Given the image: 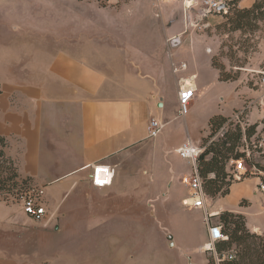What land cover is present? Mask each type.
Listing matches in <instances>:
<instances>
[{
  "label": "crops",
  "instance_id": "crops-1",
  "mask_svg": "<svg viewBox=\"0 0 264 264\" xmlns=\"http://www.w3.org/2000/svg\"><path fill=\"white\" fill-rule=\"evenodd\" d=\"M78 1L90 5L78 14L85 23L74 21L55 31L51 44L43 49L48 56L38 58L41 65L35 72L16 74L10 64L0 70V135L8 142L7 154L20 176L44 190L47 210L46 217L36 221L20 205L0 199V264H102L77 252L74 227L90 218L76 216L82 205L72 201L70 194L83 177L92 185L95 166L113 168L116 178L125 154L136 146L153 145L155 153L160 135L149 137L150 118H159L165 128L181 120L164 112L169 87L176 92L178 111L180 91L194 87L193 111L203 103L206 84L227 83L221 80L213 57L205 54L203 43L183 39L189 25L186 18L194 16L188 6L193 0H159L174 4L172 11L181 10L182 26L177 28L172 13L166 16L173 24L161 27L155 23L156 14L142 7V15L150 21L126 27L136 31V40H118L124 25L98 18L120 0H108V8L99 0ZM160 31L164 36L158 40ZM215 115L230 116L208 114V126ZM187 120L184 117L187 136L177 152L187 139L194 141ZM261 182L260 175L236 181L227 196L213 202L219 214L245 216L248 229L264 237ZM254 203L259 209L252 212ZM204 230L208 238L205 224ZM196 264L205 263L197 260Z\"/></svg>",
  "mask_w": 264,
  "mask_h": 264
},
{
  "label": "rangeland",
  "instance_id": "rangeland-1",
  "mask_svg": "<svg viewBox=\"0 0 264 264\" xmlns=\"http://www.w3.org/2000/svg\"><path fill=\"white\" fill-rule=\"evenodd\" d=\"M107 1L99 0V4L108 8ZM230 1L222 0L221 14L218 11L207 17L200 15L202 0H193L194 8L192 2L188 4L194 16L186 18L191 27L188 25L183 39L201 41L205 54L213 57L215 65L223 70L227 83L206 84L203 103L193 111L191 107L186 120L191 126L189 134L203 146L217 141L228 130L235 131L236 125L245 133L246 129L257 124L255 135L244 138L239 147L249 170L241 180L260 175L264 182V88L260 85L264 75V24L256 30H233L226 16L230 8L234 10L238 6L235 8ZM253 3V0H241L239 8H249L248 5L251 7ZM88 6L78 0H0V70L3 72L10 64L16 74L35 72L41 65L38 58L48 56L43 49L51 44L55 31L74 21L76 24L85 23L78 14ZM173 6L159 0H120L118 4L105 8L106 12L99 14L98 18L110 25H124L125 30L118 32L123 38L120 36L118 40H136V31L129 32L126 27L150 21L148 15H142L145 14L142 7H149L156 14L158 26L173 24L166 16L170 12L175 20L173 27H181V10L175 8L172 11ZM139 36L142 38L143 32ZM162 36L164 31L157 32L158 40ZM201 69L204 71L203 67ZM207 78L208 74L204 81ZM176 106V92L169 87L164 112L181 120L160 134L155 153L153 145L136 146L125 154L116 170L113 186L95 189L83 177L77 191L70 194L72 201L82 205L76 216L90 218L74 227L77 252L88 261L102 264H196L201 260L205 264H216L202 251L207 241L204 212L189 210L185 204L188 188L182 182V174L191 173V169L177 152L187 135L184 117L179 116ZM214 112L230 114V121L211 137L206 116ZM236 114H240L239 121L235 119ZM234 168L235 161L232 160L228 164L232 176ZM27 190L25 185L11 188V192L4 193L0 199L23 208L21 199ZM210 205L216 211L213 200ZM258 209V204L254 203L252 212ZM214 221L220 223V214ZM169 236L174 247L169 245ZM231 249L238 254L241 248L233 245Z\"/></svg>",
  "mask_w": 264,
  "mask_h": 264
},
{
  "label": "trees",
  "instance_id": "trees-1",
  "mask_svg": "<svg viewBox=\"0 0 264 264\" xmlns=\"http://www.w3.org/2000/svg\"><path fill=\"white\" fill-rule=\"evenodd\" d=\"M240 2L241 0L230 1L229 4L235 8L238 6V9L230 8L226 16L228 24L236 31L259 29L264 24V0H254L253 5L246 9L239 8ZM213 65L219 70L221 80L226 82L223 70L215 65L214 59ZM229 121L230 118L223 115L213 116L209 121L210 136H215ZM257 127V124L252 125L243 133L242 128L236 125L235 131L224 132L221 138L206 146L200 155L199 174L209 201L225 197L230 193L235 181L228 164L232 160L242 159L244 155L239 153L241 142L244 138H252ZM7 148V140L0 135V197L4 193L11 192V188L20 185L28 187L25 196L32 188L30 179L20 176L16 162L7 154ZM220 224L228 240L217 245L218 252L234 251L231 249L233 245L241 248L238 254L235 253L237 255L234 261H224V264H264V237L257 236L248 229L245 216L224 211L220 213Z\"/></svg>",
  "mask_w": 264,
  "mask_h": 264
},
{
  "label": "built area",
  "instance_id": "built-area-1",
  "mask_svg": "<svg viewBox=\"0 0 264 264\" xmlns=\"http://www.w3.org/2000/svg\"><path fill=\"white\" fill-rule=\"evenodd\" d=\"M161 2H169L172 0H160ZM201 17L220 12L223 8L222 0H202ZM182 68H186L182 65ZM260 85L264 88V75L260 80ZM196 95V89L191 86L184 87L178 96L179 116L186 117L190 112V107ZM264 99V97H263ZM264 103V100H263ZM241 114V113H240ZM235 115V119L239 121V115ZM165 123L159 118L151 117L147 130L150 138H157L164 130ZM206 146L195 143L191 139H187L178 149V154L182 160L188 163L191 173L184 174L182 178L183 184L188 188V194L185 199L186 207L189 210H201L204 212V223L208 229L207 241L202 246V251L214 259L217 264L224 261H234L236 259L234 251L218 252L217 245L228 240L223 227L214 219L219 216L217 211L208 209L207 197L204 191L202 179L199 174V158ZM249 172L245 166L243 159L235 161L233 172L234 180H241L244 175ZM115 180V170L109 166H95L92 173V186L95 189H106L113 185ZM259 190L264 194V182L259 185ZM45 192L43 189L33 186L27 195L23 196L24 213L34 220L41 221L47 215L46 206L44 204Z\"/></svg>",
  "mask_w": 264,
  "mask_h": 264
},
{
  "label": "water",
  "instance_id": "water-1",
  "mask_svg": "<svg viewBox=\"0 0 264 264\" xmlns=\"http://www.w3.org/2000/svg\"><path fill=\"white\" fill-rule=\"evenodd\" d=\"M171 184H172V182H171ZM207 207H208V209H211L210 201L208 200V198H207ZM257 234L260 235L259 232H257ZM169 239H170L169 245L171 247H174V241L172 240L171 236H169ZM180 252H181L182 255L186 256V254L182 250H180ZM186 257L188 258V256H186ZM190 264H192V263H190Z\"/></svg>",
  "mask_w": 264,
  "mask_h": 264
}]
</instances>
